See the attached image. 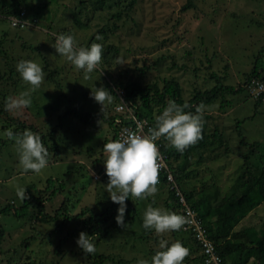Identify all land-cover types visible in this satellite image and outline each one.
I'll return each instance as SVG.
<instances>
[{
  "label": "rangeland",
  "instance_id": "rangeland-1",
  "mask_svg": "<svg viewBox=\"0 0 264 264\" xmlns=\"http://www.w3.org/2000/svg\"><path fill=\"white\" fill-rule=\"evenodd\" d=\"M58 1V4H48L47 0H29L30 8L27 13H31V16L40 15V22L37 26L31 25L35 27H23V30L17 32H20L21 36L25 35V43L37 46L35 49L21 44V38L15 34L11 20L8 19L0 25L1 31L9 30L7 37H11V43L6 47L9 58L15 59L14 67L18 60L30 59L40 63L45 72L41 87L32 94V99L38 100L39 103L44 102L42 108H36L42 113L31 107L23 108L15 114L9 112L15 119V125L12 127L18 126L20 131H23L21 126L24 122L29 124L27 128L34 132H37L36 129H32L30 125H35L39 130L45 127L49 131L52 125L59 122V116H62L64 127L60 129L58 136L63 133L64 140L68 138L71 145L60 143L54 147V151H57L59 146L72 151H86V147L92 146V153L95 154L96 150H101L105 138L113 136L112 126L101 114L112 115L115 97L110 103H106L102 111V105L95 101L90 93L92 88L100 86L112 93V78L109 74L113 77L119 75L123 80H127L137 77L141 70L145 69L147 72L143 78L148 77L149 81H159L165 77L177 78L182 83L187 98L193 95L195 89L212 87L216 81L213 76L215 73L221 76L224 84L236 88L244 85L245 89L220 96L213 107L206 109L205 113L211 115L209 118H203L207 129H217L222 137L216 148L211 147L202 153L196 152L189 159L187 166L193 170L189 180L192 179V185L197 189L215 184L220 188L222 196L232 189L231 186L239 185L242 155L247 148H251L253 142H264V101L261 104L256 103L258 96L250 86L253 79L247 83V76L254 66L255 59L260 50L264 49V0H193V7L186 10L182 7L188 0H139L129 16L118 21L119 27L115 28L114 32L109 31L114 28L115 21L111 14L126 11L125 7L130 0H109L110 6H106V10L94 14L96 18L91 20L89 29H80L74 24L72 9L79 12V17L86 19L93 15V6H98L96 0L88 1L86 8L80 3L82 0ZM98 24L106 25L107 33L101 34L104 44H111L114 48L109 53L111 62L104 64L101 61L91 78L85 80L82 70H77L60 56L52 44L57 31H69L66 29L69 27L78 44L88 46L93 39L91 36L95 35L99 28ZM96 42L100 43L102 40ZM11 85L0 79V87L15 95L28 87L22 79L19 82L20 87ZM42 96L45 99H42ZM77 103L81 104L76 107ZM75 108L78 113L71 115L70 109L73 111ZM67 111H70V115H63ZM2 123L8 124L4 119L0 120V124ZM4 130L0 128V139H3L0 141V207L9 203L21 204L22 200L15 199L19 198L16 189L18 186L27 188L31 182L44 183L42 191L37 195L47 197L51 189L46 187L48 182L47 178L42 177L43 174L49 173L50 170L60 173L65 165H72L77 159V163L82 161L89 172L83 171L84 179H78L74 183V190L69 196L74 205H70V208L75 209L83 202L94 203L105 190L104 185L108 180L103 179L104 175L99 174L95 170L96 166H93V159L102 161L103 153L99 152L91 158L93 155L88 156L87 151L82 157L67 158L68 164L58 161L40 173H25L18 163L14 142L2 135ZM5 142L10 143L5 145ZM54 151H51V154ZM63 199V195H57L47 202V212L54 213ZM144 209L145 206L140 202L138 211L141 217ZM75 211L79 212V208ZM258 211V214L256 211L248 215L238 227L258 224L264 216V206L259 207ZM0 224L4 228L0 264H24L29 260L27 256L38 262L46 260V264H89L86 260L88 257L76 243L80 232L83 231L79 228L80 225L74 227L73 224L69 229L59 228L56 223H41L36 215L19 220L11 214L0 215ZM54 229H57L55 233ZM70 231H73V234H70ZM25 239L28 245L24 243ZM116 239V235H113L105 239V243L94 241L96 250L112 253V243ZM129 241L125 244L123 241L119 242L123 248L124 245H131ZM154 245L158 247L159 244ZM76 253H80V259H77ZM152 255L144 251L136 252V256L143 259L150 260ZM19 259L22 261L18 262Z\"/></svg>",
  "mask_w": 264,
  "mask_h": 264
},
{
  "label": "trees",
  "instance_id": "trees-1",
  "mask_svg": "<svg viewBox=\"0 0 264 264\" xmlns=\"http://www.w3.org/2000/svg\"><path fill=\"white\" fill-rule=\"evenodd\" d=\"M47 1L48 4L51 2H56L53 4L59 3L57 0ZM88 1L90 0H82L80 3L86 8ZM138 1L139 0H130L125 7L127 9L126 11H119L118 13L111 14V18L115 21L113 23L114 28L109 29L110 32H114L115 28L119 27L118 21L129 16L130 11L138 4ZM108 2L109 0H96L95 3H98V6H93V15L86 19L79 17V12L72 9L74 24L80 29L91 28L90 22L93 18H96L94 14L98 11L106 10V6H110ZM28 6L29 0H0V25L6 20H10L12 17H21V13L25 12L24 18L28 19L30 22L27 26L33 24L37 26L40 22V15L32 14L31 16V13H27V9L29 10L30 8ZM192 7L193 0H188L182 8L186 10ZM105 26L106 25L101 26V24H98V30L95 35L91 36L93 38L92 41H90L91 43L94 41L96 42L97 34L101 35L107 33ZM49 27L52 26L49 25ZM13 29L16 31L15 34L20 36L22 45L34 49L37 48V46L28 45L23 41V36L25 37V35L21 36L20 32H17L23 30V27L18 25L13 26ZM66 29L69 31L59 29L57 34L72 33L71 28L68 27ZM48 33H50V31ZM8 34L9 30L5 29L1 31L0 29V57H2L0 62V79L2 81L5 80L8 85L12 84L11 86L17 88L21 81V77L13 64L15 59H13V57L9 58L8 56L6 45L9 42L11 43V37H7ZM100 43L105 47L101 61L104 64L111 62L109 53L114 48L111 44H104V40ZM263 51L264 49H261L260 54L256 57L254 66L248 73L247 83L253 78L264 79ZM116 52L117 51H115V53ZM146 72L147 70L142 69L137 77L133 79L128 78L127 80H123L119 75L113 77L109 74L113 79H110V85H113L110 86V88L113 98L115 97V101H113L115 103L113 106L114 112L111 116L105 113L101 114V117L107 120L110 126H112L113 136L111 138H105L101 150L95 149V154L92 153V146L86 147L88 148L86 151H72L71 149L59 146V149L54 151V147H57L60 143L67 144L68 146L71 145L68 138L64 140L62 131V134L60 133L61 136H58L60 129L64 127L62 116H59L61 117L59 122L52 125V129L49 131L45 127V129L39 130L35 125H30L32 129H36V131L40 133L43 143L49 149V164L47 167L51 168L58 161L67 162L68 164L67 158H75L76 156L77 158L82 157L84 153L87 154V151L89 152L88 156L91 154L93 155L90 156L91 158H93L94 155L97 156L100 152L104 154V157L102 161L101 159L97 161L93 159V166H96L95 170H97L99 174H102V176L104 175L102 177L103 179L108 180L103 163L106 159L103 145L109 140L120 138L122 132L126 128H136L137 122L140 121L144 125L143 131L144 134H146L148 129L154 126L155 116L162 112L169 100H174L179 104L187 103L189 108L185 109V111L195 112L197 106L204 105L203 118H209L211 115L205 113V111L207 108L213 107L217 98L220 96L224 97L226 93L245 89L244 85L236 88L232 85L224 84L221 76L213 73L216 81L212 87L195 89L193 95L186 98L184 87L177 78L165 77L159 81H149L150 79H148V77L143 78ZM14 95L15 94L8 91V89L0 87V120L4 119L8 123L0 124V128L2 129L9 128V124H11V127L15 125L14 117L4 109L6 98ZM257 96L256 103L261 104L264 101V92L257 94ZM42 99L45 98L42 96ZM122 99L127 102V108L125 111H118L116 106L121 103ZM43 103H39L38 100L33 98L32 104L28 108H35L34 110L42 113L37 109L42 108ZM78 104L81 103H77L76 107L79 106ZM70 111L72 112L71 115H76L78 113L76 108L73 111L70 109ZM70 111L64 112L63 115L69 116ZM89 118L90 115L88 119ZM249 118H253V116H249ZM84 120L87 119L84 118ZM26 124L23 122L21 128H27L29 124ZM13 130L20 131L18 126L16 128L13 127ZM221 137L222 135L217 129L209 131L206 127V122L203 121L201 138L195 144L188 146L183 152L177 151L163 137L159 138L156 142L159 152L164 156L167 165L159 169L158 191L147 199H139L133 196L126 198L125 203L127 208L125 211V226H121L116 222L115 217L119 205L111 200L106 189L99 194L98 199H96L94 203L85 204L83 202L79 203L78 206L76 205L77 207L75 209L70 208V205L73 203H71L69 196L72 190H74V183L78 179L83 178L82 176L85 174L83 171L89 172L88 167L85 164L83 165L82 161H80L81 163H77V161H79L78 159L76 162L72 163V165H65L60 173L50 170L49 173L43 174L42 177L47 178L48 182L46 187L51 189L47 197L43 198L37 195L38 192L42 191L44 183L31 182L26 188L27 198L22 200L21 204L16 205V203H9L0 207V215L11 214L19 220L27 216L36 215L41 223L45 225L56 223L59 225V228L66 227V229H69L73 224L74 227L80 225L79 228H82L85 233L92 235V239L98 243L103 241L105 243V239L116 235L118 239H116L115 242L112 241V253H105L101 250H96L92 254H85L83 252L88 257L86 260L89 264H136L137 259H139L136 256V252L139 253L144 251L145 253L148 252V254H154L158 249L154 244H159L161 239L167 240L169 244L180 240L182 244L189 249V254L185 257L184 264H264V216L260 218L258 224L238 227L248 215L256 211L258 214V208L262 205L264 206V142L255 141L251 144L249 150L248 148L246 149L245 154L242 155L243 165L238 175L241 179V183L231 186L232 189L224 196H222L220 188L218 189L215 184L207 187L202 186L200 189H197L192 185V179L190 178L189 180L190 175L193 173V170H190L187 166L189 165V159L196 152L202 153V151H206L211 147L213 149L216 148ZM90 138L93 140V136ZM2 140L3 139H0V141ZM10 142L13 141L10 140ZM10 142H5L4 144L6 145ZM241 143L243 144V141H241ZM244 143H246V141H244ZM51 151H54L53 154H51ZM201 157H203V155H201ZM170 175H172L171 179ZM42 180L44 179H41V181ZM104 183H107V181H104ZM45 190L47 191V189ZM57 195H63L64 199L60 207L57 208L54 213H48L46 204L52 201ZM15 199L21 200L16 197ZM140 202L145 206L143 213L147 206L152 204L154 207H162L183 215L185 217V223L182 225L181 229L176 231H168L161 234L155 233L154 230L147 231L142 227L143 213L141 217L138 211ZM77 208H79V212L75 211ZM187 211H193L196 218L203 224V228L205 229L203 237H198L196 232L193 231L194 228L189 225L188 217L191 215H187ZM53 231L55 233L57 229ZM72 232L73 231H70V234H73ZM3 233L4 228L1 227L0 224V247ZM130 239L132 241H129ZM119 241H121V243L123 241L124 244L129 241L131 245H124L122 248ZM206 242L211 247L207 246ZM24 243L27 244L28 241L25 239ZM29 246L30 249H32L31 245ZM139 246L142 248H138ZM46 248L48 249V247ZM36 252L39 254L38 247H36ZM80 257L81 255L79 253L77 259H80ZM26 258H29V260L25 261L24 264H46V260L38 262L30 256ZM19 261L22 260L19 259L18 262Z\"/></svg>",
  "mask_w": 264,
  "mask_h": 264
},
{
  "label": "clouds",
  "instance_id": "clouds-1",
  "mask_svg": "<svg viewBox=\"0 0 264 264\" xmlns=\"http://www.w3.org/2000/svg\"><path fill=\"white\" fill-rule=\"evenodd\" d=\"M103 36L96 35V41ZM56 52L70 62L77 70H82L83 78L88 80L98 68L102 60L103 45L92 42L88 46L79 45L72 33H59L52 44ZM16 71L28 87L15 96H9L4 102V109L15 114L32 104V94L41 87L45 79L42 65L34 60L20 59L15 65ZM90 95L102 105L113 99L112 93L104 86L92 88ZM204 105L196 107V111H185L187 103L179 104L169 100L162 112L155 116L153 127L146 134H139L132 129H125L118 139L104 143L103 151L105 173L108 183L105 186L113 202L117 203L116 222L125 226L126 198L130 196L147 199L157 191L159 169L161 167L160 152L156 141L163 137L177 151L183 152L188 146L195 144L200 138L203 128ZM14 142L18 163L23 172L40 173L49 164V149L43 143L40 133L25 128L14 131L9 127L2 133ZM17 196L21 200L27 198L26 187L18 186ZM185 217L175 211L149 204L143 213L142 227L147 231L154 230L161 234L181 229ZM76 243L85 254L96 251L92 235L80 232ZM189 249L177 240L171 244L161 239L158 249L149 259L139 258L136 264H184Z\"/></svg>",
  "mask_w": 264,
  "mask_h": 264
},
{
  "label": "built area",
  "instance_id": "built-area-1",
  "mask_svg": "<svg viewBox=\"0 0 264 264\" xmlns=\"http://www.w3.org/2000/svg\"><path fill=\"white\" fill-rule=\"evenodd\" d=\"M24 15H25V12H22L21 17H12L10 19L11 24L13 26H18V25H20L21 27L27 26L30 22L28 19L24 18ZM250 86H251L252 91L256 94L264 92V79L253 78ZM126 108H127V102H125L123 99H122L121 103H119L116 106V109L118 111H125ZM126 129H132V130L137 131L139 134H142V135L144 134V131H143L144 125L140 121L137 122L136 128H126ZM123 133H124V131L122 132V134ZM159 163L161 165L160 169L163 167H166L165 165H167V162L164 160V156L162 155V153H160ZM171 178H172V175H170V179ZM187 215H191L190 217H188V223L191 227L194 228L193 231L196 232L198 237H200V238L203 237L204 233H205V229L203 228V224L200 222L199 219L196 218V215L193 211H187ZM206 245L211 247L207 242H206Z\"/></svg>",
  "mask_w": 264,
  "mask_h": 264
}]
</instances>
